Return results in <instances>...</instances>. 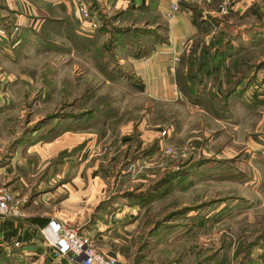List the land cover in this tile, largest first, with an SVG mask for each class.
<instances>
[{"label": "rangeland", "instance_id": "obj_1", "mask_svg": "<svg viewBox=\"0 0 264 264\" xmlns=\"http://www.w3.org/2000/svg\"><path fill=\"white\" fill-rule=\"evenodd\" d=\"M17 1L0 0V180L24 221L64 219L123 264H264V0L180 3L199 40L233 46L189 97L175 75L198 29L177 60L151 58L166 26L143 12L94 14L104 32L79 38L56 2ZM115 27L140 36L118 46ZM35 239L41 254L0 247V264H64Z\"/></svg>", "mask_w": 264, "mask_h": 264}, {"label": "crops", "instance_id": "obj_2", "mask_svg": "<svg viewBox=\"0 0 264 264\" xmlns=\"http://www.w3.org/2000/svg\"><path fill=\"white\" fill-rule=\"evenodd\" d=\"M8 1L10 0H7L6 2V9L11 10V8H15L19 10L21 8V1H17L15 7L11 6L10 2ZM51 1L54 3L56 2L60 8L63 6V12L65 13V16H71L75 19V31L77 32L80 31V29L93 32V30H95L99 25L96 21V18L94 17V14H98L99 12L107 15L114 14L115 12L120 14L127 11H131L132 15H135L143 12L144 14L148 15V19L152 20L149 23H155L158 20L164 22L166 26V38L164 37L165 39L162 42L164 44L156 47V52L155 50L151 52V58L155 57L161 52H165L164 54H167V56L170 58L178 56L177 54L182 50L185 43L197 33V27L192 24L190 18L185 12H176L171 14L172 11L170 10V3L173 0H94L93 7H91V13L93 16L91 14L90 21L85 24L81 22L74 0ZM17 12L20 13V15H18V19L21 20V13L23 11ZM100 13L98 14L97 18H100ZM94 22L96 23L95 26L93 25ZM6 167L7 166L4 168ZM4 168L2 167L0 169ZM24 217L26 216L0 217V247H3L4 250L8 252L9 249L11 250L14 249L15 246H20L23 249L21 251H26L34 255V249H36V247L42 248L41 244L37 243L35 234L39 233V229L44 226L47 221L42 225H36L35 223L29 222L28 220L24 221Z\"/></svg>", "mask_w": 264, "mask_h": 264}, {"label": "trees", "instance_id": "obj_3", "mask_svg": "<svg viewBox=\"0 0 264 264\" xmlns=\"http://www.w3.org/2000/svg\"><path fill=\"white\" fill-rule=\"evenodd\" d=\"M61 9L63 11V6H61ZM45 19L47 20V22L49 21V22L58 23V27H61L60 26L61 22H64L66 25H70L68 22H65L64 17H60V16L59 17L58 16H46ZM190 20H191L192 24L197 27L200 34H198L196 37L193 38L194 40H196V42L194 45L193 44L191 45L190 50L188 51L187 50L188 48H187L186 49L187 51L184 50L182 52V54L180 55V66H181V68L176 72V75H175V84L178 87L179 92L181 94H183L184 96H187V97H189L194 92H196V94L199 95V89L197 87L196 80L199 82V81L203 80L201 78L208 77L212 73L218 71V69L220 68V66L222 64L224 66V63H225L224 59H226L225 54L228 55L227 57H229L230 59L233 57V56H231V54H233V53L230 52V48H233V46L230 45V43H229L230 41L226 40L225 43L216 44L217 41H215V39L211 38L208 43L202 42L201 40L198 39V37L201 35V33L205 32L201 29L202 28L201 27L202 22H199L195 17H191ZM103 22L105 24L106 20H103L102 24H100L95 29V31H94L95 34H97V33L100 34V32H104L103 30H104V27H106V26L103 25ZM114 29L116 31H118V33L116 34L117 38H116V41L114 43L118 46L122 45L120 42L122 39L128 38L131 41H134V40L137 41L138 36H140L139 34H136L137 36L129 38V36L126 37V35H128V33H130L129 30H126L124 28H119V27L118 28L115 27ZM70 30L72 32L71 33L72 35H75L79 38H83V37L77 35V31H75L76 30V24L75 23L70 25ZM143 32H144V29L139 30V33L142 34ZM75 39H77V38H73V39L70 38V41L73 40V42L76 43ZM92 40L93 39H91V41ZM119 42H120V44H119ZM196 48H199L200 50L198 52H196ZM247 64L248 63H246V62L243 63L245 70L251 69L252 65H247ZM252 68H253V70L257 71L260 68H264V63H262V64L259 63V65L256 64ZM242 74L243 73H241V76L238 77L239 79L235 82V84L231 85V87L229 88V94L233 93L235 95V94L240 92L239 90H236V85H239L242 82H244L242 80V78L244 77L243 75H245V74H243V75ZM253 81H254V77L249 78V81H247V82L245 81V85H243L244 91L247 89L249 83L253 82ZM258 98H259L258 93L255 91L253 93L252 99L257 100ZM168 184H170V180H168L167 177H163V178L157 180L154 184H152L146 188L145 191H146L147 195L145 197L151 198V197L156 196L157 194H162V192H163L162 189L164 187H166ZM179 213H183V211L179 210ZM185 213H187V212H185ZM34 252L41 254L42 248L36 247V249H34ZM51 258L53 259L52 256H51Z\"/></svg>", "mask_w": 264, "mask_h": 264}, {"label": "built area", "instance_id": "obj_4", "mask_svg": "<svg viewBox=\"0 0 264 264\" xmlns=\"http://www.w3.org/2000/svg\"><path fill=\"white\" fill-rule=\"evenodd\" d=\"M82 20L90 21V0H74ZM198 5L207 4L210 0H173L170 3L172 12L180 10L181 2ZM92 24V23H91ZM95 26V24H93ZM177 56L174 60H177ZM166 135V131H163ZM20 203L8 187L0 180V217H22ZM39 233L52 256L63 260L64 264H123L119 258L97 250L92 239L78 231V228L64 219L53 216L39 229Z\"/></svg>", "mask_w": 264, "mask_h": 264}]
</instances>
